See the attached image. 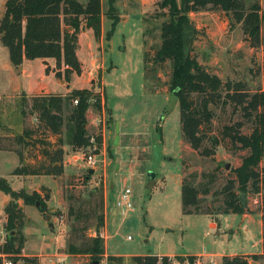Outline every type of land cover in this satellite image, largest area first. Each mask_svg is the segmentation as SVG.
I'll use <instances>...</instances> for the list:
<instances>
[{
  "label": "rangeland",
  "instance_id": "obj_1",
  "mask_svg": "<svg viewBox=\"0 0 264 264\" xmlns=\"http://www.w3.org/2000/svg\"><path fill=\"white\" fill-rule=\"evenodd\" d=\"M5 1L0 0V20ZM161 1L116 0L115 10L120 19L111 38L106 39L111 22L105 18L102 45L93 36L85 39L84 50L89 51H80L78 55L82 70L84 75L90 71L96 74L93 75L96 81L91 83L92 92L103 93L105 98L100 109L91 105L88 108L90 124L95 126L88 129V134L99 136L101 144L97 145L92 138L90 146L73 148L71 126L66 122L62 133L64 172L61 176L12 175L19 165L13 151L23 152L27 163L38 155L37 146L17 145L14 139L25 129L34 133L39 126L29 107L32 97L44 94L45 90L35 94L25 92L30 89V82L43 83L40 77L44 74L37 60L30 61L32 64L27 67L29 80L17 76L7 49L0 43V153L9 152L0 154V178L14 191L29 192L32 187H38L45 209L41 212L40 205L35 206L40 220L32 215L34 210L30 206L27 208L29 221L25 232L33 247L42 239V232L46 240L54 237V254L45 258L48 264H90L93 260L95 264H134L133 257L140 255L157 256V264H161L160 258L166 256L156 254L171 256L168 258L176 261H181L176 257L183 255H204L206 258L197 257L199 264H221L224 256L239 255L246 257L248 264H264V153L255 169L259 175L258 190L254 191L249 184L246 193H240L234 169L248 151L231 142L224 132L226 127L236 128V124H241L238 132L249 135L254 127L253 116L248 118L242 107L224 102L227 99L222 92L217 104L209 106L212 112L209 124L201 126L202 149L193 150L182 138L177 100L168 111L169 97H175L170 91V62L159 64L149 60V70L144 71V50L152 59L161 44L160 24L168 19L161 16L166 13L159 7ZM254 3L264 11V0H242L243 9L248 11ZM101 7L102 12H107L108 0H101ZM188 19L186 49L207 72L218 76L223 84L240 82L250 93L264 91V21L261 45L253 49L251 40L231 14L208 6L189 13ZM96 58L104 64L101 77L92 64ZM85 80L82 77L77 82L74 77L70 87L81 88ZM51 81L49 78L45 81L49 90L65 91V87ZM193 100L195 104L199 102L197 96ZM37 137L51 142L56 139L44 128H39ZM212 138L217 139L216 146H212ZM154 147L160 148V160L154 169L155 177L150 180ZM203 149L212 154H201ZM88 155H94V166L87 164ZM184 178L199 192L198 205L190 207L192 214L183 212ZM150 182L154 183L151 187ZM230 185L244 205L243 214L224 213L228 192L225 189ZM125 188L131 190L130 210L116 205ZM9 200L0 191V214H4V202ZM99 217L103 218L102 225ZM3 219L0 216L1 249L8 233ZM50 222L53 227H46ZM97 230L106 237V245L102 238V258L98 254L69 253L70 247H88ZM253 256L258 258L254 260ZM40 263L36 258L16 262Z\"/></svg>",
  "mask_w": 264,
  "mask_h": 264
},
{
  "label": "trees",
  "instance_id": "obj_2",
  "mask_svg": "<svg viewBox=\"0 0 264 264\" xmlns=\"http://www.w3.org/2000/svg\"><path fill=\"white\" fill-rule=\"evenodd\" d=\"M116 0H108V11L105 14L111 21L110 30L106 37L109 40L119 22V16L115 10ZM208 6L220 9L226 14H231L237 24L241 25L243 34L251 40L250 47L258 49L261 45V22L264 21V11L259 4L254 3L245 11L242 0H162L159 7L163 12L161 16L168 19L160 24L161 44L152 59L144 50V71L147 73L149 60L153 63L164 64L170 62V91L178 101L180 113V126L182 138L195 151H200L204 142L201 126L209 124L212 118L210 105L217 104L225 93L224 102L233 103L242 107L248 118L253 116L254 127L249 135L238 132L241 124L236 128L226 127L225 135L234 144L247 150L248 155L241 161L239 167L234 169L238 191L246 193L248 185L254 191L258 190L259 175L256 167L261 161L264 153V91L250 93L246 86L240 82L223 84L221 79L207 72L198 61L186 49L185 30L189 26L188 14L206 9ZM166 14V15H165ZM101 0H6L4 3V14L0 20V43L8 51L10 64L19 69L24 60L54 59L56 63L55 77L69 82L72 74L80 75L81 66L76 56L78 35L82 29V23L91 29L94 38L99 40L101 36ZM143 44L146 46V41ZM64 68L62 71L61 69ZM48 72V69H45ZM197 96L198 103H194ZM104 98V95H103ZM77 104L72 105V101ZM92 105L98 109L101 107V96L89 90H73L68 95L40 94L34 95L29 107L30 114L35 115L38 120L37 130L34 133L25 129L21 134L15 136L17 145L26 147H38V155L33 162L27 163L23 152L13 151L19 160V165L13 170L12 175L17 177L26 176H61L64 172L63 166V128L66 122L71 126L70 145L73 148L90 146V136L86 130V112ZM66 109V112H65ZM39 128L55 136V141L39 139ZM97 145L101 144L100 137L94 138ZM212 146L218 141L212 138ZM203 155L212 152L203 149ZM230 185L225 191L224 213L243 214L244 205L239 195L235 194ZM0 191L9 196L10 200L4 206L6 216V244L2 253L13 258L16 263L17 257L23 248L24 239L21 230L24 224V206L40 205L39 211L43 212L45 204L41 202V196L37 192L28 193L21 189L14 191L7 181L0 178ZM198 189H196L186 178L181 183V194L183 212L192 214L190 207L198 205ZM99 225L103 218L99 217ZM98 231V230H97ZM13 232L11 235L10 233ZM103 239L95 237L91 244L84 249L70 247L69 253L73 255H100L103 256ZM99 257V258H100ZM113 258V257H109ZM189 264H193L196 256L176 257ZM254 260L258 257L253 256ZM28 260V258H24ZM98 260V258L96 259ZM134 264H157L159 258L154 255L133 257ZM161 264H170L168 257H161ZM2 259L0 257V264ZM92 261L90 264H95ZM221 264H248L244 256H224Z\"/></svg>",
  "mask_w": 264,
  "mask_h": 264
},
{
  "label": "crops",
  "instance_id": "obj_3",
  "mask_svg": "<svg viewBox=\"0 0 264 264\" xmlns=\"http://www.w3.org/2000/svg\"><path fill=\"white\" fill-rule=\"evenodd\" d=\"M79 1V0H78ZM82 3L85 2V0H82L80 1ZM101 12H102V7H101ZM107 12H102V18H101V36L99 38V44L102 45V42H103V36H102V24H103V20L106 18L107 20H109L107 18V16L105 15ZM111 22V21H110ZM111 27V25H110ZM107 34V33H106ZM91 36H93L94 38V34H93V31L91 29H88L84 26V23H82V29L78 35V45H77V49H76V56H77V59L80 63V66H81V73L80 75H76V74H72L70 76V80L69 82H65L63 79H58L55 77V71H56V63H55V60L54 59H45V60H40V59H36V60H24L21 67L19 69H16V74L17 76L20 75L22 77H24L25 79L29 80L30 79V73L27 71V67L30 66V64H32L30 61H40L41 62V70L43 71V74L44 75H41L40 79L42 80L43 83H36V84H32L30 82V84L28 85V87H30V89L28 91H26L25 93H38L40 92V90L44 91L45 90V93L47 94H57V95H62V96H65V95H68L71 91L73 90H89V91H92V88H91V83L95 82V78L93 77V75H96L94 72L90 71L87 75H84V72L82 70V64L78 58V55H79V52L82 51V52H85V51H89V49L87 50H84V43H85V39H91ZM83 39H84V42H83ZM107 39V37H106ZM94 40L96 41V39L94 38ZM83 44V45H82ZM86 44V43H85ZM94 68L96 69L97 71V74L99 75L100 74V77H101V72L104 71V64H103V61L102 59H95L94 62H92ZM98 66V68H96ZM45 69H48V72L46 73L45 72ZM64 68L61 69V71L63 70ZM76 77L77 78V82L82 78V77H85V86L81 87V88H71L70 85H71V82L73 81V78ZM49 78V80H53L51 82H54V84H56L58 82L59 85H61L62 87H65V91L63 93H59L57 91H52V90H49L46 85H45V81ZM102 84V82H101ZM102 90L104 91V89L102 88ZM49 92V93H48ZM34 93V94H35ZM44 93V94H45ZM99 93V92H98ZM40 94V93H39ZM43 94V93H41ZM103 93H101V107L103 106L102 104L105 103V98H103ZM92 106V105H91ZM89 113H90V110H87L86 112V120H87V125H86V130L88 132V129H92L94 128L95 129V126L94 124L91 125L90 124V121H89ZM128 134V133H127ZM92 136V134L90 135ZM117 141H118V138H117ZM4 153H9V152H1L0 154H4ZM10 154H14V153H11ZM30 193L32 192H39L38 190V187H32L31 190H29ZM28 192V193H29ZM8 201L4 202V204H6ZM18 204L23 208V213H24V224H23V229L21 230V234L23 236V239H24V244H23V248L21 249L20 251V254H18L17 257H19L20 259H24V258H36V260H40V264H48L45 262V258L48 257V256H53V251H54V245H55V241H54V237H52L51 240H46V236H45V232H40L41 234V238L39 240V243L38 245L36 246H31L30 243H32L31 241L29 242V236L26 235V232H25V228L27 227V221H29V219L26 217V212H27V208L29 206H24L22 204V202H18ZM33 211L32 212V215L33 216H37L38 219L41 220V216L39 215V213L36 211V207L35 206H30ZM34 208V209H33ZM30 209V210H31ZM36 212V213H35ZM34 213V214H33ZM0 216H4V223L6 222V216L5 214H0ZM45 218V217H44ZM50 225H52L50 227ZM43 226V225H42ZM46 227L48 228H52L53 227V224L52 222L50 223H46L45 225ZM210 227L213 228L215 227V225L212 223L210 224ZM44 229V228H43ZM43 229H41V231H44ZM39 234V235H40ZM104 244L106 245V237L104 238ZM31 247H33V250H31ZM28 248V250H27ZM156 255H162V256H166V257H171V256H167V255H164V254H156ZM106 256V255H105ZM140 256H144V255H140ZM145 256H149V255H145ZM189 256V255H188ZM192 256H196V257H199V258H204L205 256L204 255H192ZM182 257H187V255H183ZM222 257V256H221ZM202 258V259H203ZM206 258V257H205ZM209 262H212V260L210 259Z\"/></svg>",
  "mask_w": 264,
  "mask_h": 264
},
{
  "label": "built area",
  "instance_id": "obj_4",
  "mask_svg": "<svg viewBox=\"0 0 264 264\" xmlns=\"http://www.w3.org/2000/svg\"><path fill=\"white\" fill-rule=\"evenodd\" d=\"M100 96H101V94H100ZM72 104L76 105L77 104V100H73ZM94 151H95V148L93 147V152ZM91 152H92V150H91ZM86 162H87L88 165L94 166L96 164V160L94 158V155H88L86 157ZM130 195H131V190L129 188H125L121 192V195L118 197L116 205L118 207H124L127 210L132 209V204H131V201H130ZM94 237L104 238V232L99 230V231H97L95 233ZM0 257L2 259L1 264H16L11 259H8L7 255L2 253L1 247H0ZM169 262H170V264H189V262L187 260H184V261L181 262V261H176V260H173V259H170V258H169ZM193 264H195V263H193ZM196 264H199V262L197 260H196Z\"/></svg>",
  "mask_w": 264,
  "mask_h": 264
},
{
  "label": "water",
  "instance_id": "obj_5",
  "mask_svg": "<svg viewBox=\"0 0 264 264\" xmlns=\"http://www.w3.org/2000/svg\"><path fill=\"white\" fill-rule=\"evenodd\" d=\"M176 98L175 97H169V104H168V111H171L173 109V104L176 102ZM115 144H117V137L115 139ZM153 157H154V164L152 166V169L150 170V172L148 173V176L150 178V180H152L155 177V173H154V169L157 167V164L160 160V148L159 147H154L153 149ZM92 170H89V174H92ZM154 183L150 182L148 184L149 187L153 186ZM37 206V203H36ZM52 225H50L51 227ZM11 235L13 234V232L10 233Z\"/></svg>",
  "mask_w": 264,
  "mask_h": 264
}]
</instances>
